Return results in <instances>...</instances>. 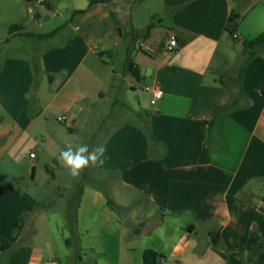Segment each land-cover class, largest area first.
<instances>
[{"label":"crops","instance_id":"1","mask_svg":"<svg viewBox=\"0 0 264 264\" xmlns=\"http://www.w3.org/2000/svg\"><path fill=\"white\" fill-rule=\"evenodd\" d=\"M131 1L46 0L53 16H63L61 2L71 14L73 33L54 45L55 32L26 34H46L30 27L48 25V12L0 0V28L9 33L0 37V264H64L47 216L52 202L36 192L38 170L49 166L57 181L55 169L69 170L60 152L81 147L84 128L106 123L99 107L122 75L104 55L120 47L137 52L146 86L134 114L101 127L94 178L77 185L67 218L76 220L80 254L143 264L152 248L176 264H264V45L244 49L264 32V0H160L166 16L155 12L158 24L132 18ZM23 36L35 47L25 48ZM154 89L163 91L155 104ZM220 106L227 109L210 131ZM27 156L31 179L22 171Z\"/></svg>","mask_w":264,"mask_h":264},{"label":"rangeland","instance_id":"2","mask_svg":"<svg viewBox=\"0 0 264 264\" xmlns=\"http://www.w3.org/2000/svg\"><path fill=\"white\" fill-rule=\"evenodd\" d=\"M70 3L72 4V1ZM31 4L35 10L48 12V17L50 18L48 25L43 27H39L38 25H35V27L31 26L30 28H33L32 30L40 33H50L55 31V34L49 38V43L54 45L63 43L71 36L73 29L67 24V20L69 21L71 19L70 11L67 8V3H59V7L61 9L60 12L63 16L56 15V17L53 16V11H50V9L45 6V3H39L38 1L34 0L31 2ZM129 4V12L131 17H137L139 23L154 20L153 18L155 16V12L158 11L160 12L161 16H166L165 8L163 7L160 0H132L129 2ZM154 21L157 24L159 23L158 18ZM122 30L125 37L126 26L124 24H122ZM8 34V30L0 28V37L8 36ZM21 39V44L25 48L35 47V40L33 38L23 36ZM139 42L140 40L137 44H139ZM131 51L132 50H130L127 54V52L124 50V47H120L115 50L114 55H104V59L108 61L109 65H112L114 70L118 71L122 77L117 78L116 89H113L110 98L103 102L99 107L101 113L97 116L99 118H105L106 123L102 124L96 122L94 127L84 128V131L78 136L79 144H82V146H87L88 152L85 153L86 155L93 153V150L97 149L100 142H102L105 138L104 136H106L105 134L107 132L105 129H101V127L104 128L110 125L113 120L122 118L124 113H135V111L131 109V105L133 108L138 106L140 93L145 89L146 85H144V80H140L136 74L130 72L127 68L128 59L134 61L136 58L137 52L134 51L131 53ZM132 84L136 85L137 89H134ZM143 96H147V94H144ZM144 102L149 107L152 106L149 96L147 97V100H144ZM133 117H135V115H133ZM30 165V157H24V163L22 167V171L24 172L23 174L28 175L26 168ZM39 165H41V163H39ZM55 172L58 176L57 181L52 179V173L47 172V169L44 167V165L39 167L38 177L36 180V192H38L39 196H43L44 194L49 196L48 201L52 202L49 207V211L47 212V216L51 223L53 238L57 244L62 246V248L59 250L62 262L64 264H86L87 257L85 254H83L82 261H77V258L74 257V249L73 247L68 246L65 235L68 237L71 235L69 220L67 217L70 214H75L74 203L75 197L77 195V185L79 186L80 183L90 182L94 178L92 163L89 162L88 166L80 170V173L77 176H72L69 170L62 171L59 168L55 169ZM28 176L31 179V174ZM62 187H66L67 191L64 192V188L62 189ZM50 189H52V193ZM123 213L125 217L126 212L123 211ZM61 223L63 227H61ZM125 224L127 228H131L128 219H126Z\"/></svg>","mask_w":264,"mask_h":264},{"label":"trees","instance_id":"3","mask_svg":"<svg viewBox=\"0 0 264 264\" xmlns=\"http://www.w3.org/2000/svg\"><path fill=\"white\" fill-rule=\"evenodd\" d=\"M95 0H91V2H94ZM239 15L237 14H232L231 17H230V25L232 23H234L236 25V20L238 18ZM20 27V25L18 24H14L10 27V31L11 32H15L16 31V28ZM55 31L53 32H50V33H46V34H36V33H26L27 35H30V36H47V35H51L53 34ZM264 45V32H262L261 34H259L258 36L252 38V39H245L244 40V49L247 51V50H250V49H255V48H258V47H261ZM254 56V53H250L242 62V64L240 65V67L238 68V77L242 78L243 76V73L250 61V59ZM127 68L130 72L136 74L138 76V72H139V69L138 67H136V65L133 63V61L129 60L128 59V63H127ZM232 103V102H231ZM229 107V106H228ZM227 109V106H220L218 107L215 112H214V116H213V119L209 122V129L211 131V129L213 128V126L215 125L218 117L225 112V110ZM148 134L150 136V138L153 140L154 137L152 135V132L151 130L149 129L148 127ZM46 169L50 171V168L49 166L46 167ZM25 198L36 204V205H41L42 202H39L37 201L35 198H33L31 195H29L28 193H25L24 194ZM108 203L110 205V207L118 212H121V208L120 206H118L112 199H109L108 200ZM16 211L19 212V211H23V207L22 206H18L16 208ZM69 227H70V231H71V235L70 237L67 238V244L68 246H71L73 247L74 249V257L77 258V261H82L83 260V256L80 254V251L82 249L81 247V244H80V241H79V234H78V229H77V225H76V220L71 218L70 221H69ZM215 242H218L217 240H215ZM1 247V246H0ZM2 248H9L8 246H5V247H2ZM160 259H166L164 256H162L161 254H159L155 249H152V248H148L144 251V254H143V264H158V261ZM86 264H97L95 260L93 259H87L86 261Z\"/></svg>","mask_w":264,"mask_h":264},{"label":"clouds","instance_id":"4","mask_svg":"<svg viewBox=\"0 0 264 264\" xmlns=\"http://www.w3.org/2000/svg\"><path fill=\"white\" fill-rule=\"evenodd\" d=\"M88 152L87 146H81L75 151L71 147L60 152V159L63 166L68 168L72 176H77L84 167L88 166L89 162L95 163L97 152H103V149H98L97 152L85 155ZM103 163V161H101Z\"/></svg>","mask_w":264,"mask_h":264},{"label":"built area","instance_id":"5","mask_svg":"<svg viewBox=\"0 0 264 264\" xmlns=\"http://www.w3.org/2000/svg\"><path fill=\"white\" fill-rule=\"evenodd\" d=\"M38 1L39 3H45L46 0H36ZM170 45L168 46V48L170 50L174 49V46L176 45V40L175 38H172L171 41H170ZM150 87H146V90H149ZM262 90L264 91V85L262 86ZM163 95V91L161 89H154L153 90V98H152V103L155 104ZM59 121L63 122L65 119H66V116L65 115H61L58 117ZM31 157H35V153H31L30 154ZM158 264H176L174 261H170V260H167V259H160L158 261Z\"/></svg>","mask_w":264,"mask_h":264},{"label":"water","instance_id":"6","mask_svg":"<svg viewBox=\"0 0 264 264\" xmlns=\"http://www.w3.org/2000/svg\"><path fill=\"white\" fill-rule=\"evenodd\" d=\"M28 2H33L34 0H27Z\"/></svg>","mask_w":264,"mask_h":264}]
</instances>
